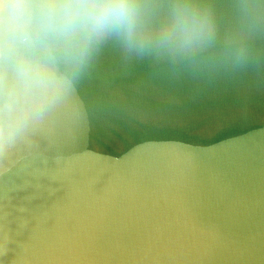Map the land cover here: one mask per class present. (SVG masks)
Here are the masks:
<instances>
[{"label": "water", "instance_id": "water-1", "mask_svg": "<svg viewBox=\"0 0 264 264\" xmlns=\"http://www.w3.org/2000/svg\"><path fill=\"white\" fill-rule=\"evenodd\" d=\"M0 264H264V77L171 82L105 49L0 170Z\"/></svg>", "mask_w": 264, "mask_h": 264}, {"label": "clouds", "instance_id": "clouds-1", "mask_svg": "<svg viewBox=\"0 0 264 264\" xmlns=\"http://www.w3.org/2000/svg\"><path fill=\"white\" fill-rule=\"evenodd\" d=\"M108 48L171 82L264 77V0H0V170L76 114Z\"/></svg>", "mask_w": 264, "mask_h": 264}]
</instances>
